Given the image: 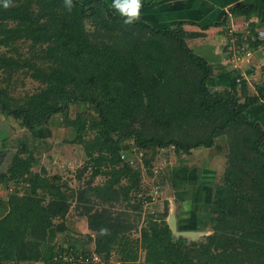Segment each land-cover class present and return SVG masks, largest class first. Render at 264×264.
I'll list each match as a JSON object with an SVG mask.
<instances>
[{"label":"trees","instance_id":"trees-1","mask_svg":"<svg viewBox=\"0 0 264 264\" xmlns=\"http://www.w3.org/2000/svg\"><path fill=\"white\" fill-rule=\"evenodd\" d=\"M3 5L0 0V72L9 79L25 68L40 87L24 98L2 90L0 112L33 132L53 115L68 113L71 105H87L89 110L65 123L88 157L78 178L91 168V179L78 189L59 184L44 167L34 170L39 158L20 141L0 174L8 190L0 197V264H59L54 257L64 251L89 256L91 251L75 243L57 245L67 227L55 220L66 217L72 201L87 219L88 240L103 261L117 254L119 264H264V127L248 112L264 99V83L255 93L245 82L240 92L212 88V64L186 41L205 33H188L182 22L164 29L142 20L125 24L126 17L103 0ZM255 11L253 5L235 3L216 26L230 25L235 16L250 22ZM258 13L264 19V10ZM88 22L98 29L90 30ZM246 22L234 24L242 29ZM249 27L255 47L256 24ZM224 136L227 166L223 184L215 185L212 233L200 242L174 238L167 210L148 215L138 229L135 191L141 174L122 158L131 144L141 152L173 147L187 154L212 148ZM99 176L105 180L94 183ZM135 230L136 243L127 236Z\"/></svg>","mask_w":264,"mask_h":264},{"label":"rangeland","instance_id":"rangeland-1","mask_svg":"<svg viewBox=\"0 0 264 264\" xmlns=\"http://www.w3.org/2000/svg\"><path fill=\"white\" fill-rule=\"evenodd\" d=\"M241 2L245 3L244 1ZM234 20L239 24L246 22L245 16H235V19L233 18L232 21ZM88 26L90 30L98 29V27H92L90 22H88ZM190 26L196 27L194 24ZM247 26H249V23ZM236 28L240 31L242 30L237 25ZM194 29H197L198 33H205L201 28ZM192 30L190 28L188 33L195 32ZM206 33L201 38H186L190 49L202 54L206 51L211 52L208 50L213 45H210L209 48L207 47L206 51H199V45H197L203 43L206 40L205 38H210L208 40L209 42L213 39L211 34L207 36ZM223 33L224 35L227 34L225 28ZM22 51L27 54L28 45H25ZM213 52L212 54H215ZM224 53L225 50H220V54L225 57ZM254 53L251 58L254 56ZM244 63L242 61L235 64L237 65L235 68L234 64L228 58H224V63L222 62L220 66L222 71L210 80V86L212 88L219 86L221 88L220 90L229 88L234 92L237 89V92H240L243 82L249 86V90L252 89L249 84L253 88L255 82V85L263 84L264 65L260 67V65L256 64L258 68H255V72L252 71V75L258 73L257 76L260 80L252 81L248 73V70L252 68L249 66L252 65L244 66ZM212 66L214 73H216L217 65L212 64ZM25 70L24 68L19 74L13 75L9 79L5 74L0 72V98H2V90H6V93L13 98H24L38 90L40 87L39 82L25 75ZM239 74H242L243 78L240 76L236 78V75ZM220 75H223L221 77L223 79H228V76L230 79L233 78V84L236 82L237 85L227 87V85H223L220 82L216 83L215 79ZM250 92L253 93L252 91ZM87 107V105L81 102L75 103L70 106L68 113L53 115L49 119L48 124L37 128L33 132L23 128L19 120L13 117H6L0 112V174L7 171L13 157L19 149L18 144L23 140L33 148L35 156L39 158V163L34 167V170L41 171V168L44 167L46 172L56 182L59 184L66 183L72 189H78L83 183L90 180L91 168H88L82 174L81 178H78L88 157L85 154L84 146L75 141L76 132L74 129L66 126L65 123L66 119H74L80 112L89 110ZM92 135L93 133H90V136ZM91 138L89 137V139ZM216 143L219 146L218 148H199L187 154L177 153L173 147L160 149L157 153L151 150L141 152L131 144V149L124 153L122 158L130 162L135 169H139L141 174L140 185L136 187L135 191L137 193V204L140 206V214L136 215H141V218L138 220L139 222H135L131 218L138 225V229L145 224L148 215H158L167 210V222L169 223L172 215H174L176 220V231H171L174 238L183 237L187 242H200L212 233V224L210 222L212 214L210 208L214 202L215 185L223 184L227 166L226 154H219V152L221 151V146H224V144L228 148L227 138L225 136L219 137ZM104 180V176H99L94 180V183H100ZM7 193L8 190L5 186L0 184V197L2 199L5 198ZM122 207L127 206L124 203ZM55 221L58 224L64 222L67 227L65 232L58 235L57 245L67 246L69 243H75V246L81 250L91 251V253L95 252L93 242L88 240V234L90 232L87 227V219L78 214L77 203L75 201H72V206L66 217L63 219L58 218ZM185 233L190 234L185 235ZM127 236L136 243L139 232L135 230ZM76 239L78 242L74 241ZM137 252L139 253L138 261L142 262L144 259V250L139 248ZM118 259V255L113 254L112 259L104 260L103 264H119Z\"/></svg>","mask_w":264,"mask_h":264},{"label":"crops","instance_id":"crops-1","mask_svg":"<svg viewBox=\"0 0 264 264\" xmlns=\"http://www.w3.org/2000/svg\"><path fill=\"white\" fill-rule=\"evenodd\" d=\"M80 1L87 3L92 0H80ZM103 1L109 5V7L112 9V11L115 14H120L113 6L114 0H103ZM241 1H244L245 2L244 4L255 6L257 10L255 11V14H252L249 20L250 22H246L245 27L248 23H255L256 33L259 30H264V19L258 13L259 9L264 10V0H141L142 7L140 9L139 19L137 20L145 21L150 25H152L153 27L161 28V29L167 27H173L182 22L184 23L183 27L187 32L188 30H190V28L193 29L192 31L195 32H197L198 30L194 28H201L202 30L205 31V33L208 32L206 33L207 36L211 34L213 39L210 42L208 41L210 38L209 39L205 38L206 40H204L203 43L197 44L199 45V51H206L207 47L209 48L210 45H213L210 46L212 48L208 50L211 52L206 51L203 54L202 53H198V54L204 56L211 64L217 65V70L215 73L216 75L217 73L222 71V69H220L221 68L220 66L222 65V62L224 63V58L226 59L228 58L227 56L228 54L225 48V44H226L225 42L227 36L226 34L224 35L223 33L224 28L226 29L228 25L224 26L223 24L222 25L220 24L223 22L225 14L229 12V8L233 4L240 3ZM231 20H233V18ZM218 23L220 24L216 26V24ZM191 24L192 25L194 24V26L196 27L190 26ZM206 26H208L207 30L202 28ZM220 50H225L224 53L225 57L220 54ZM212 52L215 54H212ZM254 52H255L254 56L248 62H245L243 64L244 66H249L250 64L252 65L249 66L252 68L248 70L249 78L252 79V81L260 80V78L257 76L258 73H254V75H252L253 74L252 71L255 72L256 71L255 68H258L257 67L258 65H260V67L264 65V40H259L258 45L254 47ZM223 75L218 76L217 79H215V82L216 83L220 82L223 85H227V87L229 86L231 87V85L234 82L233 78L230 79L228 76V79L227 78L223 79L221 78ZM238 76L243 78L242 74L236 75V78H238ZM255 84L256 82L254 83V88L252 87L251 84H249L252 88L250 91L254 93L256 86ZM235 85H237L236 82ZM213 88L217 90L221 89L219 86H214ZM260 102L261 103L252 106L248 110V112L250 113L252 119L258 121L262 125V127H264V99H262ZM214 147L218 148L219 146L216 143ZM227 149L228 148L224 144V146H221L220 149L221 151L219 152V154L222 153L226 154Z\"/></svg>","mask_w":264,"mask_h":264},{"label":"built area","instance_id":"built-area-1","mask_svg":"<svg viewBox=\"0 0 264 264\" xmlns=\"http://www.w3.org/2000/svg\"><path fill=\"white\" fill-rule=\"evenodd\" d=\"M232 19V17H231ZM247 26L241 31L238 30L233 23L226 27L227 38L225 48L228 53V59L231 63L234 64V67L237 66L240 62H248L254 53V47L251 46L248 38L249 35H253L251 28ZM254 40H264V30H259L254 36ZM236 68V67H235ZM54 262L59 264H103V259L96 252L90 253L89 256L84 255L79 251H64L58 253L54 257ZM38 264H50L49 262H40Z\"/></svg>","mask_w":264,"mask_h":264},{"label":"clouds","instance_id":"clouds-1","mask_svg":"<svg viewBox=\"0 0 264 264\" xmlns=\"http://www.w3.org/2000/svg\"><path fill=\"white\" fill-rule=\"evenodd\" d=\"M70 4L71 0H67ZM5 8L9 7V0H4ZM115 9L121 14V16L126 17L124 23L132 24L135 20L139 19L140 9L142 7L141 0H114Z\"/></svg>","mask_w":264,"mask_h":264},{"label":"water","instance_id":"water-1","mask_svg":"<svg viewBox=\"0 0 264 264\" xmlns=\"http://www.w3.org/2000/svg\"><path fill=\"white\" fill-rule=\"evenodd\" d=\"M175 221H176L175 217H174V215H172L168 224H169L170 230L173 231V232L176 231ZM187 234H190V233H185V235H187Z\"/></svg>","mask_w":264,"mask_h":264}]
</instances>
